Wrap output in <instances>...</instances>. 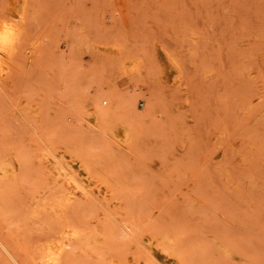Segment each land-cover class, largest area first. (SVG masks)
Returning a JSON list of instances; mask_svg holds the SVG:
<instances>
[{"label": "rangeland", "instance_id": "rangeland-1", "mask_svg": "<svg viewBox=\"0 0 264 264\" xmlns=\"http://www.w3.org/2000/svg\"><path fill=\"white\" fill-rule=\"evenodd\" d=\"M22 3L18 22L0 0L20 25L0 264L3 244L42 264L66 223L81 236L62 264H264V0Z\"/></svg>", "mask_w": 264, "mask_h": 264}, {"label": "bare ground", "instance_id": "bare-ground-1", "mask_svg": "<svg viewBox=\"0 0 264 264\" xmlns=\"http://www.w3.org/2000/svg\"><path fill=\"white\" fill-rule=\"evenodd\" d=\"M17 1L18 0H8V3L11 16H14L19 22L23 20V16L22 13L15 12ZM22 2L23 6H25L27 0H22ZM19 26V23H14L12 17L0 18V74L6 70L7 60L14 53L15 44L20 33ZM145 112L151 113V105L149 103L145 104ZM66 199L68 200L70 197L67 196ZM55 206L57 217L64 219L65 215L62 205L57 203ZM62 228L59 230V233L62 230L60 238L48 241L38 252V256L32 258L33 260H38L42 264H62L65 255L75 248L73 238L81 236V231L79 229L72 227L67 223ZM2 246L15 264H24L9 250V248L4 244Z\"/></svg>", "mask_w": 264, "mask_h": 264}]
</instances>
